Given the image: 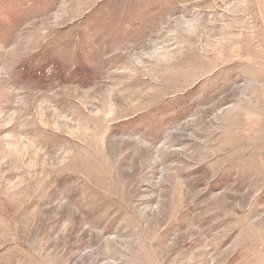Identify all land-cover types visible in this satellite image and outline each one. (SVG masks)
Segmentation results:
<instances>
[{
    "label": "rangeland",
    "instance_id": "374dc122",
    "mask_svg": "<svg viewBox=\"0 0 264 264\" xmlns=\"http://www.w3.org/2000/svg\"><path fill=\"white\" fill-rule=\"evenodd\" d=\"M0 264H264V0H0Z\"/></svg>",
    "mask_w": 264,
    "mask_h": 264
}]
</instances>
